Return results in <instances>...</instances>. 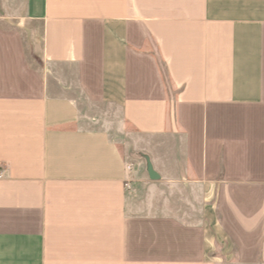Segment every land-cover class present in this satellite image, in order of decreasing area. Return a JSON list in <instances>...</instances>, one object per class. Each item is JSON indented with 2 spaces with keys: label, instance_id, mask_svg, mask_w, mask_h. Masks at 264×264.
<instances>
[{
  "label": "crops",
  "instance_id": "1",
  "mask_svg": "<svg viewBox=\"0 0 264 264\" xmlns=\"http://www.w3.org/2000/svg\"><path fill=\"white\" fill-rule=\"evenodd\" d=\"M0 264H264V0H0Z\"/></svg>",
  "mask_w": 264,
  "mask_h": 264
},
{
  "label": "rangeland",
  "instance_id": "2",
  "mask_svg": "<svg viewBox=\"0 0 264 264\" xmlns=\"http://www.w3.org/2000/svg\"><path fill=\"white\" fill-rule=\"evenodd\" d=\"M212 233H213V229H212ZM227 246V245H226ZM229 246V245H228ZM223 245H219L218 243H216V254H219V251H223ZM230 252H233L232 249L229 250Z\"/></svg>",
  "mask_w": 264,
  "mask_h": 264
},
{
  "label": "water",
  "instance_id": "3",
  "mask_svg": "<svg viewBox=\"0 0 264 264\" xmlns=\"http://www.w3.org/2000/svg\"><path fill=\"white\" fill-rule=\"evenodd\" d=\"M149 174H150V177L152 180L156 179L155 175H154V172L152 171L151 167H149V170H148Z\"/></svg>",
  "mask_w": 264,
  "mask_h": 264
}]
</instances>
